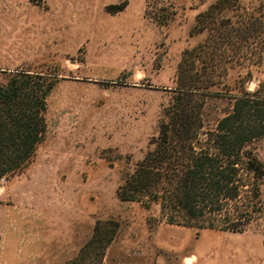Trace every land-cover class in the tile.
<instances>
[{"label":"rangeland","instance_id":"rangeland-1","mask_svg":"<svg viewBox=\"0 0 264 264\" xmlns=\"http://www.w3.org/2000/svg\"><path fill=\"white\" fill-rule=\"evenodd\" d=\"M215 1L0 0V84L17 70L56 81L36 156L0 180L2 217L44 239L39 264L72 262L103 221L119 224L103 264H264V217L241 233L185 228L168 224L157 203L117 195L152 148L182 57L208 36L191 34L197 16ZM263 81L264 50L261 63L230 69L224 83L236 95ZM231 105L228 96L209 100L205 127ZM252 148L264 162V138Z\"/></svg>","mask_w":264,"mask_h":264},{"label":"trees","instance_id":"trees-1","mask_svg":"<svg viewBox=\"0 0 264 264\" xmlns=\"http://www.w3.org/2000/svg\"><path fill=\"white\" fill-rule=\"evenodd\" d=\"M204 32L206 39L182 57L152 148L117 195L147 208L159 204L170 225L241 233L264 217V162L252 148L264 138V81L234 95L224 80L230 69L261 63L264 0H216L197 16L191 34ZM55 87L54 76L24 70L9 72L0 84V180L24 171L36 156ZM227 96L229 112L206 128L207 102ZM118 229L115 221L98 222L69 264H103Z\"/></svg>","mask_w":264,"mask_h":264},{"label":"crops","instance_id":"crops-1","mask_svg":"<svg viewBox=\"0 0 264 264\" xmlns=\"http://www.w3.org/2000/svg\"><path fill=\"white\" fill-rule=\"evenodd\" d=\"M2 214L5 215V211L0 213V264H39L45 254L44 239L28 238L15 232L12 218H4Z\"/></svg>","mask_w":264,"mask_h":264},{"label":"bare ground","instance_id":"bare-ground-1","mask_svg":"<svg viewBox=\"0 0 264 264\" xmlns=\"http://www.w3.org/2000/svg\"><path fill=\"white\" fill-rule=\"evenodd\" d=\"M195 261H196V260H195L194 257H192V258L187 257V258H186V264H194Z\"/></svg>","mask_w":264,"mask_h":264},{"label":"water","instance_id":"water-1","mask_svg":"<svg viewBox=\"0 0 264 264\" xmlns=\"http://www.w3.org/2000/svg\"><path fill=\"white\" fill-rule=\"evenodd\" d=\"M199 146V145H198Z\"/></svg>","mask_w":264,"mask_h":264}]
</instances>
